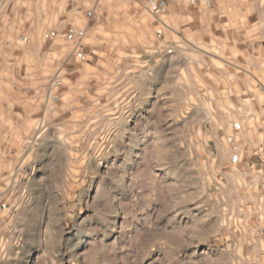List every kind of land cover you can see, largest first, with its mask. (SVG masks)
<instances>
[{
  "label": "rangeland",
  "instance_id": "1",
  "mask_svg": "<svg viewBox=\"0 0 264 264\" xmlns=\"http://www.w3.org/2000/svg\"><path fill=\"white\" fill-rule=\"evenodd\" d=\"M0 0V264H264V0Z\"/></svg>",
  "mask_w": 264,
  "mask_h": 264
},
{
  "label": "built area",
  "instance_id": "2",
  "mask_svg": "<svg viewBox=\"0 0 264 264\" xmlns=\"http://www.w3.org/2000/svg\"><path fill=\"white\" fill-rule=\"evenodd\" d=\"M146 2L152 10L157 9L160 4L159 0H146Z\"/></svg>",
  "mask_w": 264,
  "mask_h": 264
}]
</instances>
